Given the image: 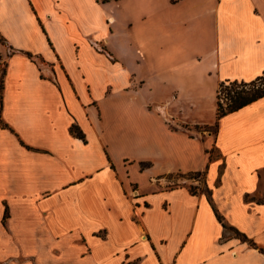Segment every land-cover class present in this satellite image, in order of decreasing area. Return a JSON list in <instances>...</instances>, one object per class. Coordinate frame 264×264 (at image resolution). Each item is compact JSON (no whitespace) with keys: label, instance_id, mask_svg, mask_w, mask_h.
<instances>
[{"label":"crops","instance_id":"obj_1","mask_svg":"<svg viewBox=\"0 0 264 264\" xmlns=\"http://www.w3.org/2000/svg\"><path fill=\"white\" fill-rule=\"evenodd\" d=\"M0 66V264H264V96L191 129L263 74L264 0H0Z\"/></svg>","mask_w":264,"mask_h":264},{"label":"trees","instance_id":"obj_2","mask_svg":"<svg viewBox=\"0 0 264 264\" xmlns=\"http://www.w3.org/2000/svg\"><path fill=\"white\" fill-rule=\"evenodd\" d=\"M3 87V86H2ZM264 96V72L252 81H239V80H225L222 81L217 89V115L218 119L222 116L239 110L240 108L258 100ZM226 101V102H225ZM70 132L86 140L84 132L81 130L79 125L75 122L71 124ZM193 174H200V171L191 172ZM206 174V172L204 171ZM204 192L209 193V189L204 185ZM191 193L196 194L197 191L193 187L189 188ZM219 220L222 222L225 231L233 230L239 238L244 241H248L252 246H256V243L249 239L244 233L228 226L223 217L217 212ZM260 251L264 253V249L260 248Z\"/></svg>","mask_w":264,"mask_h":264},{"label":"rangeland","instance_id":"obj_3","mask_svg":"<svg viewBox=\"0 0 264 264\" xmlns=\"http://www.w3.org/2000/svg\"><path fill=\"white\" fill-rule=\"evenodd\" d=\"M120 39H122L121 37L119 38V43H116V45L120 47H122L121 45V41ZM105 46H99L100 50H103ZM2 75H3V67L0 66V96L2 93ZM226 102V101H225ZM208 108L211 107V100H208L206 102ZM218 107V106H217ZM211 112H207L206 116L208 118V115L210 117ZM170 124H172L173 126H175L172 122V120L169 118V120H167ZM217 127H218V115H217V110L216 113L214 114L213 117L209 118L208 121H201V122H196L194 124H192L191 129L194 131V135L197 136L199 135V133L201 134H210L211 136H214L216 131H217ZM125 151H127L129 154H134L136 153L137 155L141 154V155H145L149 152L148 149V144L147 146L143 147V149H134L132 147H129L128 149L125 148ZM207 152H210V157H215L216 156V150L214 147L209 148V150ZM194 172V171H193ZM155 179V178H154ZM163 180L157 179V180H151L152 184L156 183V184H161L160 186L170 189V188H175L178 187L180 185H186L188 188L193 187L194 190H196L197 192L203 191L205 188V173L204 171H200V174H193L191 172L185 174V173H181V172H176V173H172L167 175V180L162 178ZM157 181V182H156ZM132 188H137V184L135 183H131ZM132 195V193H131ZM227 235H236L238 236L233 230H226Z\"/></svg>","mask_w":264,"mask_h":264}]
</instances>
